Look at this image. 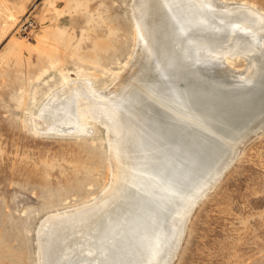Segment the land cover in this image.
Returning <instances> with one entry per match:
<instances>
[{"label": "bare ground", "instance_id": "1", "mask_svg": "<svg viewBox=\"0 0 264 264\" xmlns=\"http://www.w3.org/2000/svg\"><path fill=\"white\" fill-rule=\"evenodd\" d=\"M131 15L137 44L122 77L103 92L69 82L33 117V129L71 136L101 125L111 164L93 201L39 223L38 264H170L196 201L264 125L260 11L132 0ZM236 56L242 71L225 64Z\"/></svg>", "mask_w": 264, "mask_h": 264}, {"label": "rangeland", "instance_id": "2", "mask_svg": "<svg viewBox=\"0 0 264 264\" xmlns=\"http://www.w3.org/2000/svg\"><path fill=\"white\" fill-rule=\"evenodd\" d=\"M218 1L264 15V0ZM131 2L0 0V264H38L39 223L90 203L109 184L101 125L71 136L35 130L32 120L69 82L103 92L122 77L137 44ZM26 20L33 25L23 32ZM225 64L246 66L238 56ZM170 264H264V134L191 209Z\"/></svg>", "mask_w": 264, "mask_h": 264}, {"label": "water", "instance_id": "3", "mask_svg": "<svg viewBox=\"0 0 264 264\" xmlns=\"http://www.w3.org/2000/svg\"><path fill=\"white\" fill-rule=\"evenodd\" d=\"M264 134V125H261V126H259V127H257V128H255V129H253L251 132H249L248 134H247V136H245V138H244V140L239 144V148H238V150H237V152H236V154L233 156V158L231 159V161L230 162H228V164H226L223 168H222V170L220 171V173L218 174V177L216 178V180H215V182L214 183H216L217 182V180L221 177V175H222V173L231 165V163L233 162V160L237 157V155L239 154V152H240V150H241V148L246 144V143H248V142H250V141H252L253 139H255V138H257V137H259V136H261V135H263ZM59 136H54V137H66V136H60V134H58ZM51 136V135H50ZM68 137H70V136H68ZM213 183V184H214ZM212 184V185H213ZM211 187H213V186H211ZM211 187L209 188V190L211 189ZM209 190H207L201 197H200V199H198L197 201H196V203L199 201V200H201L205 195H206V193L209 191ZM195 203V204H196ZM178 246V245H177ZM176 250H177V248H176ZM174 257V256H173ZM172 261V260H171ZM171 263V262H170Z\"/></svg>", "mask_w": 264, "mask_h": 264}, {"label": "built area", "instance_id": "4", "mask_svg": "<svg viewBox=\"0 0 264 264\" xmlns=\"http://www.w3.org/2000/svg\"><path fill=\"white\" fill-rule=\"evenodd\" d=\"M32 23H31V21L30 20H28L27 22H24L23 24H22V26L21 27H23L22 28V30H23V32H25L26 30H30L31 28H32ZM27 26V27H26Z\"/></svg>", "mask_w": 264, "mask_h": 264}]
</instances>
